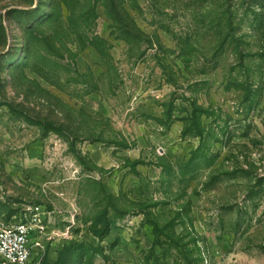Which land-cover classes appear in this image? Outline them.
Returning a JSON list of instances; mask_svg holds the SVG:
<instances>
[{
    "label": "rangeland",
    "instance_id": "rangeland-1",
    "mask_svg": "<svg viewBox=\"0 0 264 264\" xmlns=\"http://www.w3.org/2000/svg\"><path fill=\"white\" fill-rule=\"evenodd\" d=\"M33 264H264V0H0V223Z\"/></svg>",
    "mask_w": 264,
    "mask_h": 264
},
{
    "label": "built area",
    "instance_id": "built-area-1",
    "mask_svg": "<svg viewBox=\"0 0 264 264\" xmlns=\"http://www.w3.org/2000/svg\"><path fill=\"white\" fill-rule=\"evenodd\" d=\"M43 218L38 206L0 223V264H33L32 234L42 233Z\"/></svg>",
    "mask_w": 264,
    "mask_h": 264
}]
</instances>
